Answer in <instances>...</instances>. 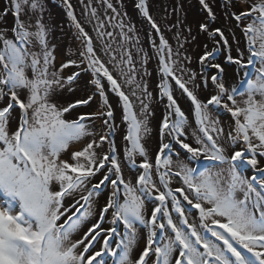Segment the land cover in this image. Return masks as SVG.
<instances>
[{
    "label": "snow or ice",
    "instance_id": "6c2138e0",
    "mask_svg": "<svg viewBox=\"0 0 264 264\" xmlns=\"http://www.w3.org/2000/svg\"><path fill=\"white\" fill-rule=\"evenodd\" d=\"M99 2L107 23L91 0L85 5L94 41L63 0L80 47L58 66L48 0H8L0 13L13 17L0 25V264H264V0H241L238 12L226 0L241 38L212 28L216 14L199 0L209 23L198 30L219 37V47L198 56V71L185 66L180 33L176 47L166 39L149 0L134 7L158 37L148 34L151 51L135 25L121 20L118 34L108 31L120 12L112 0ZM153 53L155 103H165L150 154L156 109L144 77L153 76ZM82 75L91 94L62 97L77 92ZM97 96L96 112L77 111ZM221 110L233 121L227 130ZM97 119L107 131L90 127Z\"/></svg>",
    "mask_w": 264,
    "mask_h": 264
},
{
    "label": "rangeland",
    "instance_id": "374dc122",
    "mask_svg": "<svg viewBox=\"0 0 264 264\" xmlns=\"http://www.w3.org/2000/svg\"><path fill=\"white\" fill-rule=\"evenodd\" d=\"M53 1H63V0H48V5H47L48 14L45 16L46 21L51 20L57 25L56 42L58 44V48L56 51V55H57L56 65L58 66L59 64H61L66 60V58L63 57L64 55L63 51L65 50L68 51L71 49L78 50L80 44L79 41L77 40L72 41L71 40L72 37H70L69 39L68 36H66V29L64 27L65 20L62 17V15L59 13V11L53 8V5H51L53 4ZM134 1L136 0H119V2L118 0H112L114 6L118 8L120 15L111 22L113 27L108 28L107 29L108 31H113L114 34H118L120 30L119 28L115 27V25L118 24L121 20L124 22L125 25H129V24L133 25L128 15L131 16V11L135 13ZM174 1L176 2L174 3ZM70 2L73 5L75 14L77 15L79 21L85 27V29H88L89 27L86 24V21H89V17L88 16L79 17L78 15L82 10H85V5L89 3V0H83V3H81V0H70ZM208 2L210 3L211 7L213 8L216 14V20L211 22V27L221 28L224 31L225 35L229 36L230 38L232 32L236 33L237 38H241V33L239 29L236 28L235 21L231 19L225 11L226 0H208ZM59 4L64 6L62 2H60ZM149 4H150V12L153 18L160 24L166 39H169V42L173 45V47L177 46V40L174 36V33L176 32L180 33V41L184 43V47L181 48L180 51L183 56H187L191 58V63L185 62V66L191 71H198L200 69V65L198 63V56L201 55L204 51H212L213 49L219 47L216 43V40L219 39V37L212 38L208 35V33L200 32L198 30L197 25L199 23H209L207 13L202 9V6L199 4V0H149ZM91 5L92 7L97 9L100 19L104 20L105 23H107L106 15H105V11H106L105 6L101 4L99 0H91ZM8 6H9L8 0H0V13L5 11V9ZM243 7L244 5L242 4L241 0H233V6L229 9V11L238 12L242 10ZM64 12L67 13V10H65ZM112 15L113 13L110 10H108L107 16H112ZM59 16H61L63 19V24H62L63 27H61V23H60L61 19L59 18ZM138 18L139 20L135 23V26L142 27L143 25V28L145 27L146 29H148L152 37L156 38L158 43V37H155V33L151 30L147 21L141 15ZM11 20H12L11 14L7 16L0 15V24L9 23ZM244 23H247V21H245ZM91 24L92 27L90 32L95 41L96 36L93 30L95 21H92ZM173 24H176L177 27L172 28V30L169 31V28ZM241 27H243V24L241 25ZM145 28H144V33L146 31ZM188 29H191L190 33ZM139 31L141 32V30ZM185 38L187 39L185 40ZM68 43H70V46L68 45ZM96 43H98L96 44V47L99 49L100 43L102 42L96 41ZM150 44L151 43L149 42V45ZM141 46L144 48L142 41H141ZM113 47L115 48V44H113ZM76 52L77 51H71V53L69 54L71 58H75V56L72 54ZM225 55H226V51L220 53L221 62H223V57ZM233 55H235V51H233ZM224 66L226 70V75L231 76L233 74L234 66H229L226 63L224 64ZM155 67H157V58L156 56L155 57L152 56V59L148 64V70L150 72H153V76L144 77V79L149 84V89L154 91L153 105L155 106L156 109L155 115L150 119L149 122V126L152 127L153 131L149 136L146 137L147 139L149 138L151 139V145L148 147L150 154L153 152V150H155L158 147L159 144V134H158L157 124H158V120L162 118L164 112V103H165V102H160L159 104L155 103L156 99H158L157 97H155V86H156V80L158 79V77L155 75V70H156ZM68 70L75 71V69H68ZM212 71L214 72L215 70ZM85 77L87 78V82H86V88L84 89L83 92L85 95H89L91 94L93 89H91L90 85L88 84L89 77L88 76ZM137 79H140V77L137 76ZM133 87H135V85H133ZM109 98H110V103H112L116 107V114L119 120L121 109L118 104V98L115 97V95L110 92H109ZM179 103L182 105V108L186 112V114L189 115L190 120H193V117L191 116V113L189 111L190 102L187 101L186 98L181 97ZM90 106H93V108L98 110L100 106V101L98 96L94 99L93 103ZM136 110L139 111L138 101H136ZM230 124H233L230 114L223 113L222 111V126H224L225 129L227 130V126ZM90 127L97 132H100L101 128H104L103 124L101 123H99V127H93L91 122H90ZM117 134H119V132ZM165 142H167V138ZM81 146H82L81 143H77L73 146L71 150H78ZM104 150H108L107 144L104 145ZM124 175L126 179L129 178L130 173L128 172L127 168H125L124 170ZM110 190L111 189L109 187V191ZM134 253H135V249L133 250V254Z\"/></svg>",
    "mask_w": 264,
    "mask_h": 264
},
{
    "label": "clouds",
    "instance_id": "9594fccd",
    "mask_svg": "<svg viewBox=\"0 0 264 264\" xmlns=\"http://www.w3.org/2000/svg\"><path fill=\"white\" fill-rule=\"evenodd\" d=\"M60 2H62L63 3V1H53V4H51V5H53V8H55V9H57L58 11H59V13L62 15V17L64 18V27H65V29H66V36H68V38L70 39V37H73L71 40L73 41V40H75L76 41V39H74L75 38V28L72 26V24H71V20L68 18V16H67V13H65L64 11L66 10V8H64V6L63 5H61V4H59ZM136 1H134V3H135ZM176 1H174V3H175ZM129 11V10H128ZM79 17H81V16H86L85 15V10H82L80 13H79V15H78ZM129 17H130V19H131V22H132V24L133 25H135V23L139 20V16H140V14H139V12H138V10L135 8V13L133 12V11H131V16L130 15H128ZM62 17L61 16H59V18L61 19V27H63V19H62ZM11 23H4V24H0V25H10ZM86 24L88 25V29H86L88 32H89V34L91 35V32H90V30H91V27H92V24L91 23H89V21H86ZM141 25H142V23H141ZM138 30H141V32L139 31V34H140V38H141V41L143 42V45H144V48H145V51H151V44L149 45V43H147L146 41L147 40H149L148 39V34L150 33L149 32V30L148 29H146L145 27V29H146V31H145V33H144V28H143V25H142V27H139V26H137L136 27ZM146 32H147V35H146ZM68 45L70 46V43H68ZM71 51H77V50H75V49H71V50H68V51H63V57L64 58H66V60L68 59V58H70V53H71ZM138 59V58H137ZM65 60V61H66ZM155 68H157V67H155ZM72 71L71 70H65V76L66 75H68V74H70ZM85 76H87V75H82V77H81V80H80V87H79V89L77 90V92L75 93V94H73V93H68L67 92V90L65 89L62 93H60V95L62 96V97H64V98H71V99H74V98H80V97H86L87 95H85L84 94V89L86 88V82H87V78L85 77ZM133 87V86H132ZM126 92H131V88H128V87H125V89H124ZM136 103V102H135ZM137 108H138V106H137ZM77 111H79V112H87V113H93V112H96L97 110L95 109V108H93V106H85V107H82V108H80V109H78ZM117 115V114H116ZM119 120H118V116H117V123H119L118 122ZM99 123H101L102 124V122L99 120V119H97L96 121H94V122H91V124H92V126L93 127H99ZM104 131H107L105 128H101V130H100V132H104ZM116 140L118 141V142H120L121 141V133L119 132V134H117L116 135ZM154 144V143H153ZM106 145V144H105ZM145 145H146V147L148 148L150 145H151V139L149 138V139H145ZM104 151H107V150H104ZM101 203H103L104 202V200L102 199L101 201H100Z\"/></svg>",
    "mask_w": 264,
    "mask_h": 264
}]
</instances>
